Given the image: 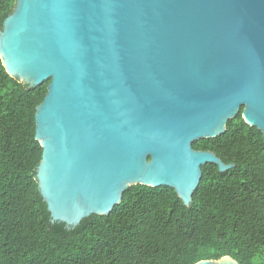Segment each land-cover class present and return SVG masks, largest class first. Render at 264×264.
<instances>
[{"label": "water", "instance_id": "95a60500", "mask_svg": "<svg viewBox=\"0 0 264 264\" xmlns=\"http://www.w3.org/2000/svg\"><path fill=\"white\" fill-rule=\"evenodd\" d=\"M0 58L23 84L50 81L36 179L69 229L138 185L190 206L204 165L233 167L193 144L241 112L264 136V0H17Z\"/></svg>", "mask_w": 264, "mask_h": 264}, {"label": "trees", "instance_id": "16d2710c", "mask_svg": "<svg viewBox=\"0 0 264 264\" xmlns=\"http://www.w3.org/2000/svg\"><path fill=\"white\" fill-rule=\"evenodd\" d=\"M16 2L0 0V32ZM49 84L21 83L0 58V264H264V136L242 112L223 135L193 144L233 167L204 165L190 206L170 187L138 185L109 215L53 223L36 179L35 116Z\"/></svg>", "mask_w": 264, "mask_h": 264}]
</instances>
